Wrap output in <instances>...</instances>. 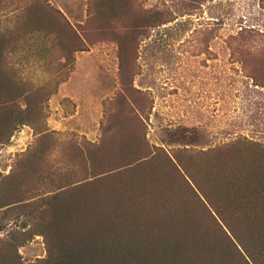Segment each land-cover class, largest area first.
Listing matches in <instances>:
<instances>
[{
  "label": "rangeland",
  "instance_id": "374dc122",
  "mask_svg": "<svg viewBox=\"0 0 264 264\" xmlns=\"http://www.w3.org/2000/svg\"><path fill=\"white\" fill-rule=\"evenodd\" d=\"M120 2L0 0L5 76L20 87H34L29 95L45 100L34 128L20 126L0 142V205L36 200L52 188V181L36 180L39 173L28 169L24 154L39 143L35 130L47 129V143L56 151L70 141L99 140L128 96L144 109L147 141L168 153L214 148L235 137L264 144V0H208L195 6L186 0ZM66 22L85 44L72 40ZM61 88L74 94L65 104L73 115L66 114V121L53 113L67 100L57 96ZM97 93H102V112ZM60 120L62 128L52 129ZM64 167L50 176L69 175ZM17 206L0 208V236L20 226ZM16 234L24 262L46 256L43 235L29 237L21 228Z\"/></svg>",
  "mask_w": 264,
  "mask_h": 264
},
{
  "label": "trees",
  "instance_id": "16d2710c",
  "mask_svg": "<svg viewBox=\"0 0 264 264\" xmlns=\"http://www.w3.org/2000/svg\"><path fill=\"white\" fill-rule=\"evenodd\" d=\"M118 10L126 13L121 2ZM67 25L72 40L85 44ZM5 75L0 64L1 143L20 126L34 128L45 102L29 95L34 87ZM123 102L99 140L70 141L56 151L47 143L49 131L34 129L39 143L34 154L25 151L28 169L39 173L36 180L52 181V188L36 200L19 198L0 208L18 205V228L29 237L43 235L46 256L24 262L18 228L10 229L0 236V264H264V144L235 137L214 148L168 153L147 141L137 99ZM60 166L70 174L51 177Z\"/></svg>",
  "mask_w": 264,
  "mask_h": 264
},
{
  "label": "crops",
  "instance_id": "0c3cea01",
  "mask_svg": "<svg viewBox=\"0 0 264 264\" xmlns=\"http://www.w3.org/2000/svg\"><path fill=\"white\" fill-rule=\"evenodd\" d=\"M71 78H69V80H70ZM68 81V80H67ZM66 80L65 81H63L62 83H66L67 82ZM63 85V84H62ZM87 92H89V94L91 93L90 91H87ZM73 93H71V92H68V91H66L65 89H63L62 90V88H61V90L58 92V94H57V96L58 97H60V98H65V99H67L66 101H64L63 102V100H62V102H58V104L57 105H55L54 106V109H55V111L53 112V113H55V114H58V116L59 117H61L64 121H66L64 118H66L65 116H66V114H67V116L69 115V117H71V116H73L72 114L70 115V113H66L65 111V109H66V105L65 104H67L68 103V99L69 100H73ZM94 98H99V104H98V106H99V109L101 110V112H102V104H101V100H102V93H97V95L96 96H94ZM105 98V96L103 97V99ZM98 106H96V108H98ZM78 108H79V105H76L75 106V114H76V112L78 111ZM64 121H58V124H56V125H53V127H52V129H61L62 127V122H64ZM48 125H51V122H49L48 123Z\"/></svg>",
  "mask_w": 264,
  "mask_h": 264
}]
</instances>
